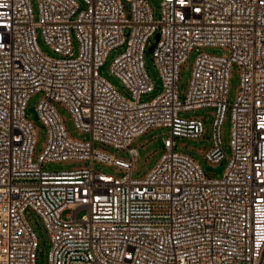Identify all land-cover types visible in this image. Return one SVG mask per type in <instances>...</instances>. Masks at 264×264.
<instances>
[{"label":"built area","instance_id":"2783aa9c","mask_svg":"<svg viewBox=\"0 0 264 264\" xmlns=\"http://www.w3.org/2000/svg\"><path fill=\"white\" fill-rule=\"evenodd\" d=\"M128 1L129 9L122 0H84L80 11L76 0H39L36 19L30 0H0V264H37L39 238L28 209L50 235L48 264H264V0H159L158 21L148 0ZM37 29L56 56L43 51ZM157 33L152 56L163 88L141 101L156 89L145 53ZM122 45L110 70L130 97L100 73ZM206 47H227L230 55L201 51L182 101L181 66ZM234 64L241 78L228 155L220 127ZM37 92L44 95L33 108L48 137L35 159L29 101ZM57 103L86 140L69 135ZM204 107L216 109L205 156L207 166H222L220 178L176 150L175 137L205 130L202 120L179 112ZM154 127L170 129L166 151L145 178H133L138 150L130 146ZM96 142L130 159L96 149ZM68 160L89 165L43 169ZM96 162L125 174L98 170Z\"/></svg>","mask_w":264,"mask_h":264},{"label":"rangeland","instance_id":"374dc122","mask_svg":"<svg viewBox=\"0 0 264 264\" xmlns=\"http://www.w3.org/2000/svg\"><path fill=\"white\" fill-rule=\"evenodd\" d=\"M127 9H129L130 3L128 0H122ZM79 4L80 11L84 10L87 7V4L84 0H76ZM151 5L154 13L155 20H160L161 18V3L159 0H148ZM30 3L33 7L35 13V18L38 19L39 16V0H30ZM37 37L39 45L43 51L51 56H56V54L45 44L43 34L40 29H37ZM152 42H155V38L152 39ZM125 50V45L111 51L107 59L105 60L103 66L100 69V73L108 81L114 85L117 90L125 95L130 97V92L125 88L121 80L116 77L110 70L111 64L115 57ZM79 44L76 38H74V53L78 54ZM201 51L208 52L213 55L219 56H229L230 49L222 47H206L200 49H194L189 53L186 62L181 66L180 69V78H179V92L180 98L184 101L186 93L189 88L190 79L192 76L193 66L198 54ZM145 64L149 71L151 78L155 84V90L148 95H143L141 101H148L153 99L158 93L161 92L163 85L162 80L159 76V72L154 65V60L152 52L149 49L145 53ZM240 69L238 65L234 64L230 69V79H229V89H228V108L225 112L223 123L220 127V139L222 147L226 154L230 155L231 152V132H232V111L231 105L235 102L239 90H240ZM43 92H37L34 94L30 101L29 106L37 107L41 99L43 98ZM59 114L61 115L65 127L69 135L77 140H86L88 135L84 132H81L75 126L72 114L62 103L56 104ZM181 118L190 119L197 118L204 122V133L197 138L177 136L175 137L176 150L184 153L190 154L196 161L200 163L203 168L207 166L206 153L213 146V131L212 124L216 116V109L213 107H204L196 110H181L179 112ZM30 118L33 120L35 129H36V147H35V156L36 159L47 144L48 130L46 125L41 120L34 119V113L29 112ZM170 136V129L167 127H154L149 129L146 133L136 137L132 144L131 148H136L138 150V157L134 162V169L132 172V177L136 179L145 178L146 175L154 168L158 160L161 158L162 154L166 151L164 147V140ZM95 148L104 150L107 153L120 157L125 160H129L130 156L127 151L115 148L113 146H108L100 142L95 143ZM228 157L224 158L222 163L225 168L228 164ZM89 165L87 161L79 160H68V161H56V162H47L43 165V169L48 172H60L65 170H73L80 167ZM95 168L106 173L113 174L115 176L121 177L125 174V171L108 163L96 162ZM208 177L210 178H220L222 172H207ZM71 210H66L63 214L65 217L69 214ZM85 211L79 213L81 217ZM26 216L35 230L39 238V256L37 264H48V254L51 248V239L50 235L45 227L44 222L38 216V214L33 209H28Z\"/></svg>","mask_w":264,"mask_h":264},{"label":"water","instance_id":"95a60500","mask_svg":"<svg viewBox=\"0 0 264 264\" xmlns=\"http://www.w3.org/2000/svg\"><path fill=\"white\" fill-rule=\"evenodd\" d=\"M158 39H159V34L157 33V34L155 35V41H157ZM154 47H155V43L152 44V45L149 47V51L152 52V51L154 50ZM29 110H30L31 112L34 113V119H35V120H38V114H37L35 108L30 107ZM206 169L209 170V171L222 172V166H218V167L213 168L212 166L208 165V166L206 167Z\"/></svg>","mask_w":264,"mask_h":264}]
</instances>
